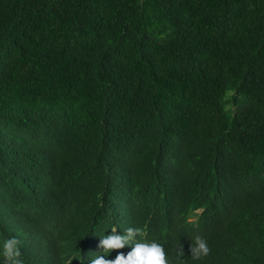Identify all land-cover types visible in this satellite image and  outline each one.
Here are the masks:
<instances>
[{
	"label": "trees",
	"instance_id": "obj_1",
	"mask_svg": "<svg viewBox=\"0 0 264 264\" xmlns=\"http://www.w3.org/2000/svg\"><path fill=\"white\" fill-rule=\"evenodd\" d=\"M113 227L264 264V0H0V241L90 264Z\"/></svg>",
	"mask_w": 264,
	"mask_h": 264
},
{
	"label": "clouds",
	"instance_id": "obj_2",
	"mask_svg": "<svg viewBox=\"0 0 264 264\" xmlns=\"http://www.w3.org/2000/svg\"><path fill=\"white\" fill-rule=\"evenodd\" d=\"M139 239H136V237ZM98 248L101 251L94 258H88L90 264H171L166 257L164 246L156 240L144 238L142 229L129 227L123 234H116L115 227L111 228V234L100 235ZM126 245L132 250L125 256L119 253L115 259H106L110 252L121 249ZM207 240L201 235H195L190 240V252L193 260H200L209 254ZM182 248L178 249V256L183 255ZM0 264H24L20 251V240L16 236L0 241ZM84 262V261H83Z\"/></svg>",
	"mask_w": 264,
	"mask_h": 264
},
{
	"label": "rangeland",
	"instance_id": "obj_3",
	"mask_svg": "<svg viewBox=\"0 0 264 264\" xmlns=\"http://www.w3.org/2000/svg\"><path fill=\"white\" fill-rule=\"evenodd\" d=\"M191 220H192V222H194V221H196V218H195V217H193Z\"/></svg>",
	"mask_w": 264,
	"mask_h": 264
}]
</instances>
